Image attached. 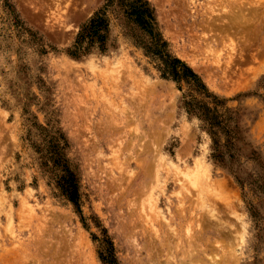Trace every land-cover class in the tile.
I'll return each instance as SVG.
<instances>
[{
  "label": "rangeland",
  "instance_id": "rangeland-1",
  "mask_svg": "<svg viewBox=\"0 0 264 264\" xmlns=\"http://www.w3.org/2000/svg\"><path fill=\"white\" fill-rule=\"evenodd\" d=\"M148 2L214 103L115 13L72 55L104 0H0V264H264V0Z\"/></svg>",
  "mask_w": 264,
  "mask_h": 264
},
{
  "label": "trees",
  "instance_id": "trees-1",
  "mask_svg": "<svg viewBox=\"0 0 264 264\" xmlns=\"http://www.w3.org/2000/svg\"><path fill=\"white\" fill-rule=\"evenodd\" d=\"M108 13H115L122 17L124 34L150 58L162 78L174 81L179 88H182L184 84L190 91L196 95H202L204 99L212 96L214 103L216 97L207 91L198 74L169 50L168 43L162 38L157 28L153 8L148 0H104L98 12L82 24L75 44L70 50L72 55L79 56L81 52H85L93 45H97L101 50L105 49L109 38ZM194 100L197 101L196 98ZM198 103L196 107L194 103L188 102V105L193 108L190 111L197 112L194 108L201 110L199 116L207 123V129L216 146L219 142L216 138L217 129L221 128L223 123L222 115L215 107L210 108L203 101ZM230 136L231 139L234 137V135ZM62 180L64 191L69 199L76 203L73 177L68 173ZM105 251L101 257L102 260L113 264L111 249L106 246Z\"/></svg>",
  "mask_w": 264,
  "mask_h": 264
}]
</instances>
